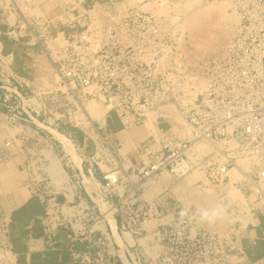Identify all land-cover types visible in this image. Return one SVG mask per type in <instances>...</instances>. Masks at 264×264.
Here are the masks:
<instances>
[{
	"label": "built area",
	"instance_id": "built-area-1",
	"mask_svg": "<svg viewBox=\"0 0 264 264\" xmlns=\"http://www.w3.org/2000/svg\"><path fill=\"white\" fill-rule=\"evenodd\" d=\"M125 1L97 0L58 20L34 16V24L17 2H0V11L22 14L6 37L35 40L57 78L50 87L29 83L14 72L13 56L0 52V135H9L0 165L18 153L26 189L44 207L43 237L29 239V248L56 250L64 232L76 264L245 259L237 224L228 235L213 232L198 213L172 209L168 189L146 195L166 173L180 180L200 170L208 186L221 187L239 172L243 204L228 200L225 209L233 217L241 208L246 217L264 212V0H231L237 21L209 60L182 50L178 25ZM94 101L109 109L102 121L87 110ZM113 113L122 133L153 121L156 132L133 150L134 164L109 125ZM151 222L158 225L150 230ZM11 235V222L0 216V264L13 254Z\"/></svg>",
	"mask_w": 264,
	"mask_h": 264
},
{
	"label": "rangeland",
	"instance_id": "rangeland-1",
	"mask_svg": "<svg viewBox=\"0 0 264 264\" xmlns=\"http://www.w3.org/2000/svg\"><path fill=\"white\" fill-rule=\"evenodd\" d=\"M7 1L9 2V4L13 2L12 0ZM22 1L23 0H21V2ZM25 1L26 5L20 3V0H14V2H17L18 5L19 3L22 5V11L26 16H28L30 22L34 24V15H41L40 9H38L36 13L32 10L30 12L27 7L32 8L34 6L35 10L37 9L38 5H34L33 3H31L33 0ZM141 1L143 0H126L124 7H139L147 12H158V16L168 18L171 24V28L172 25H178V29L181 30L179 31L178 35V39H180L179 45L181 46L182 50L187 52V54H190L191 60H209L221 53L225 44L229 40L231 26L237 21L236 16L229 11V9L231 8L229 7V5L231 4V0H144L142 3L137 4ZM29 5H31L32 7ZM218 6H220V8ZM57 11H59V9ZM58 15V12H53L52 18H55ZM26 41L28 43H33L34 45H36V41L32 38H28L24 42ZM36 46L40 47V45ZM45 64L46 66H41L40 64L41 69L45 71L44 73L40 74V71L32 73L33 78L31 79V81L35 82L38 87H50L54 82H56L57 79L53 67L51 68L49 62L47 61L45 62ZM33 70L38 69L34 68ZM25 93L31 94L28 89H25ZM87 110L94 120L99 121L108 112L109 109L107 108V106L101 104L100 102L94 101L88 104ZM112 118L117 124L118 118L114 113L112 114ZM174 119L175 122L178 123V126L183 128L185 123L182 118L180 116H177ZM163 128L167 129V126L165 125ZM139 130L140 129H136L133 132L131 131L129 133H124L120 136V140L124 142V145L128 141L133 140L136 143V145L132 147L134 150L139 144L134 140V138L141 136V133H138ZM17 132L18 131L12 133L17 134ZM149 135L150 134H147L145 138L140 139V142L141 140L143 141L144 139H146ZM8 136L9 135H7V133L1 134L0 144L2 142H8L6 141ZM78 136L80 135L78 134ZM132 148H127V152L129 153L123 151V155L127 159H129L130 155H135V153L130 152ZM14 158L15 160L17 159V166H21L23 160L22 157L17 153ZM19 170V173H23L24 178L25 174L23 172V168H20ZM199 172L202 175H199V173L197 172H191L187 175V177L177 181L174 177L166 173L161 177L159 184L151 187L146 197L151 200L154 196V192L161 193L169 188L167 193L170 194V205L172 206V209H174L175 207H180L177 213H180L181 211H183V209L198 213L201 227H204L213 232L228 235L232 224H237V228H239L238 221H244V218L249 219V217L245 216H248V211L244 210L243 208H241L242 210L241 213L238 214V217H233L231 215V211H227L225 209V204H227L226 201L231 200L236 201L239 204H243V196L238 188L233 185L235 182H233L232 185L211 187L208 186L207 182L204 180V173L200 170ZM98 174L100 173L98 172ZM21 180L19 181V183H22L25 179ZM240 180H242V177ZM21 187L23 188L26 186L24 184L23 186L21 185ZM212 195L215 196L213 199L214 202L210 203V198ZM205 214H207V217L205 216ZM157 225L158 222H151L148 225V229L151 230ZM229 255V262L225 264H246L242 256L238 257L235 253Z\"/></svg>",
	"mask_w": 264,
	"mask_h": 264
},
{
	"label": "crops",
	"instance_id": "crops-1",
	"mask_svg": "<svg viewBox=\"0 0 264 264\" xmlns=\"http://www.w3.org/2000/svg\"><path fill=\"white\" fill-rule=\"evenodd\" d=\"M1 1L4 5L9 4L7 0ZM12 1L14 2V0ZM95 1L97 0H80V3H78L77 0H33L31 3L38 5L37 9L34 10V6L32 7L31 5L29 6L32 8H27L30 12L32 10L35 13L40 9L41 15L37 16H42L48 20H58L72 15L69 10H85ZM20 3L26 5L25 0L22 2L20 0ZM20 3L19 8L22 6ZM58 9L59 11H57ZM53 12H58L59 15L52 18ZM21 18L22 14L20 11H7L6 7L4 11H0V49L4 56H13L14 72L24 80L32 83V73L39 71L40 74L44 73L45 71L41 69V66H46L45 62H49V60L43 55L41 47L27 41L22 44H16L6 37L10 26L19 22ZM36 64L39 68L35 67ZM49 65L52 68L50 62ZM34 68L38 70H33ZM175 117H177L176 114L170 116L174 121ZM171 124L172 122H170ZM109 125L115 132L119 133V138L124 134L122 133L123 129L119 120L116 124L113 118H111ZM165 125L169 129V125L164 124L163 127ZM138 133L143 135V128H140ZM168 134L172 137L174 129L170 128ZM135 145L136 143L133 140L128 141L124 145L123 151L129 153L127 152V148H132ZM130 152L133 153V148ZM135 160L136 158L130 155V164H134ZM21 166H17V159L15 160V158L8 159L0 165V216L11 222V241L13 245V254L9 256V258H12H10L7 264H76L72 260L71 253L68 250L70 242L67 240L64 232H61L59 236L56 250L43 248L30 250L28 245L29 239H41L43 237L42 217L44 215V207L37 198L31 197L26 187H21V185L25 184V180L19 183L21 179H25V177L23 178V173H19V169L23 167ZM41 244V242H38V247L41 248ZM237 244L246 255V258L243 259L246 264H264V212L257 213L253 217L250 216L249 219L244 218V223L238 228Z\"/></svg>",
	"mask_w": 264,
	"mask_h": 264
},
{
	"label": "bare ground",
	"instance_id": "bare-ground-1",
	"mask_svg": "<svg viewBox=\"0 0 264 264\" xmlns=\"http://www.w3.org/2000/svg\"><path fill=\"white\" fill-rule=\"evenodd\" d=\"M144 1V0H143ZM143 1H141V2H138L137 4H139V3H142ZM231 2V1H230ZM229 2V3H230ZM221 6V5H220ZM220 6H218L219 8H220ZM227 6V5H226ZM228 7V6H227ZM229 7H231V4L229 5ZM222 8V7H221ZM225 9V8H224ZM155 14H157V15H159L158 14V12H154ZM226 13V12H225ZM228 15V14H227ZM107 114V113H106ZM106 114L99 120V121H102L104 118H105V116H106ZM143 130H144V134L143 135H141V136H139V137H137V138H134V140L136 141V142H140V139H143V138H145V136L147 135V134H151V133H154V132H156V130H155V126H154V124H153V121L152 120H150V121H148L147 122V124H146V126L143 128ZM149 137V136H148ZM147 137V138H148ZM145 140V139H144ZM64 142H65V140H64ZM66 143V142H65ZM68 146H69V144H67ZM53 166L55 167V168H60V164L58 163V162H54L53 163ZM57 172H58V170H57ZM199 173V175H202L200 172H199V170H195V171H192V173ZM59 173H62V170H61V168H60V171H59ZM58 173V174H59ZM188 174H190V173H187L185 176H182V178L181 179H183V178H185V177H187V175ZM193 175H195V174H193ZM232 177H233V181H232V183L233 182H235L236 183V181H238V180H240L241 179V177H242V179H243V176L241 175V173H239V172H233L232 173ZM180 179V180H181ZM205 180V179H204ZM177 181V180H176ZM234 186H235V184H233ZM169 189V188H168ZM167 190V189H166ZM165 191V190H164ZM158 194V192H154L153 193V195L155 196V195H157ZM214 197L215 196H211V198H210V203H213L214 202ZM236 197V196H235ZM216 199V198H215ZM205 205V204H204ZM207 205V204H206ZM212 205V204H211ZM208 206V205H207ZM0 258H2V257H0ZM10 258H12V257H10Z\"/></svg>",
	"mask_w": 264,
	"mask_h": 264
},
{
	"label": "clouds",
	"instance_id": "clouds-1",
	"mask_svg": "<svg viewBox=\"0 0 264 264\" xmlns=\"http://www.w3.org/2000/svg\"><path fill=\"white\" fill-rule=\"evenodd\" d=\"M205 216L207 217V214H205Z\"/></svg>",
	"mask_w": 264,
	"mask_h": 264
}]
</instances>
